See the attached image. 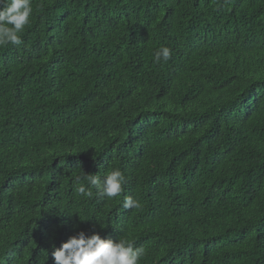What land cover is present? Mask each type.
<instances>
[{
	"label": "trees",
	"instance_id": "obj_1",
	"mask_svg": "<svg viewBox=\"0 0 264 264\" xmlns=\"http://www.w3.org/2000/svg\"><path fill=\"white\" fill-rule=\"evenodd\" d=\"M33 9L0 47V264H54L79 231L140 264H264V0ZM114 168L118 197L74 191Z\"/></svg>",
	"mask_w": 264,
	"mask_h": 264
},
{
	"label": "clouds",
	"instance_id": "obj_2",
	"mask_svg": "<svg viewBox=\"0 0 264 264\" xmlns=\"http://www.w3.org/2000/svg\"><path fill=\"white\" fill-rule=\"evenodd\" d=\"M33 0H0V47L20 45L25 28L29 26L33 15ZM172 51L162 46L154 53V62H167ZM125 175L118 168L107 172L103 177L99 174H86L82 169L75 176L74 191L84 197L113 199L123 192L126 183ZM125 209L140 207L138 200L126 197ZM144 248L135 247L127 239L101 238L98 233L88 236L79 231L54 248L51 255L54 264H140Z\"/></svg>",
	"mask_w": 264,
	"mask_h": 264
}]
</instances>
